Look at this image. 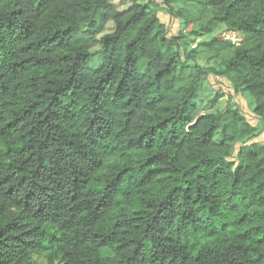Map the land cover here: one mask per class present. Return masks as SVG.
<instances>
[{"label": "trees", "instance_id": "16d2710c", "mask_svg": "<svg viewBox=\"0 0 264 264\" xmlns=\"http://www.w3.org/2000/svg\"><path fill=\"white\" fill-rule=\"evenodd\" d=\"M129 1L0 0V264H264V0H165L216 68Z\"/></svg>", "mask_w": 264, "mask_h": 264}, {"label": "rangeland", "instance_id": "374dc122", "mask_svg": "<svg viewBox=\"0 0 264 264\" xmlns=\"http://www.w3.org/2000/svg\"><path fill=\"white\" fill-rule=\"evenodd\" d=\"M115 4L120 9H124L129 6V0H113ZM146 1V0H145ZM157 3L159 8V18L167 27V34L169 37H178L181 36L184 43H186L187 49L184 47L181 49V53L183 58L187 61L189 59L188 54H193L190 57V63H197L203 67L207 68H216L219 64V58L214 56L213 53L207 52L206 49L202 46V43L210 41L214 37H219L221 39H229L233 41H241L243 36L240 33L229 31L224 25L218 27L215 32L197 37L191 34L189 29L184 28L183 22L175 17L170 15L167 12V5L165 0H149ZM174 5L178 7V1H174ZM114 30V24L112 22L107 24V27L103 34L112 32ZM102 34V35H103ZM93 53H95L94 58L91 60L90 65L93 67H97L102 62V54L100 52V47L93 49ZM204 85L203 93L206 98L213 97L217 92L223 93L224 97V106L230 102L234 105V108L239 110V112L245 117L246 121L257 127L259 129V134L251 139L248 144L251 143H260L264 144V131L261 129L260 118L254 114L253 112V103L251 98L242 92H237L232 85V83L224 76L217 75L214 73L209 74L202 82ZM204 104V103H203ZM198 115V113H197ZM221 133L217 134V139L221 140ZM242 144H238L236 146V153ZM230 160H236V158H232ZM38 264H46V258L44 255L36 256Z\"/></svg>", "mask_w": 264, "mask_h": 264}]
</instances>
